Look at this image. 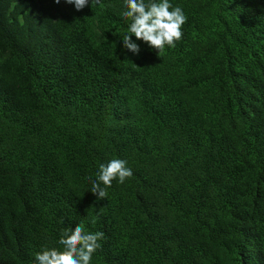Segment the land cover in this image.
Returning <instances> with one entry per match:
<instances>
[{
	"label": "trees",
	"instance_id": "1",
	"mask_svg": "<svg viewBox=\"0 0 264 264\" xmlns=\"http://www.w3.org/2000/svg\"><path fill=\"white\" fill-rule=\"evenodd\" d=\"M169 2L182 38L135 55L124 0H0V264L81 223L91 264H264V0Z\"/></svg>",
	"mask_w": 264,
	"mask_h": 264
},
{
	"label": "clouds",
	"instance_id": "2",
	"mask_svg": "<svg viewBox=\"0 0 264 264\" xmlns=\"http://www.w3.org/2000/svg\"><path fill=\"white\" fill-rule=\"evenodd\" d=\"M59 4L61 0H54ZM74 5L77 11L89 5V0H65ZM103 7L102 0H91L92 8ZM122 18L129 20L127 32L122 38L123 46L135 55H139L140 46L132 40L143 41L158 54L167 45L175 47V42L182 36V26L187 17L180 6L172 5L169 0H124ZM133 175L127 161L113 158L107 163H101L95 173V179L89 177L91 193L97 200L107 197V188L113 180L123 184ZM94 223V221H93ZM104 238L101 231H86L83 223L74 229L68 228L61 234L58 244L61 248L45 247L34 254L33 264H91L93 254L101 247Z\"/></svg>",
	"mask_w": 264,
	"mask_h": 264
}]
</instances>
